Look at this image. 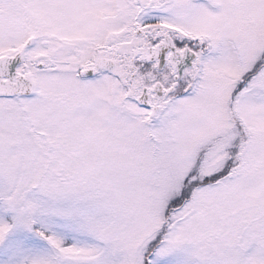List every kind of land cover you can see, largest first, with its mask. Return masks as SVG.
I'll return each instance as SVG.
<instances>
[{"label":"snow or ice","instance_id":"1","mask_svg":"<svg viewBox=\"0 0 264 264\" xmlns=\"http://www.w3.org/2000/svg\"><path fill=\"white\" fill-rule=\"evenodd\" d=\"M0 264H264V0H0Z\"/></svg>","mask_w":264,"mask_h":264}]
</instances>
